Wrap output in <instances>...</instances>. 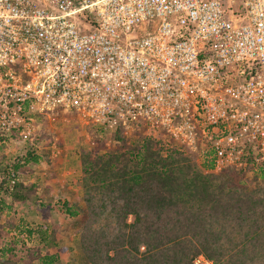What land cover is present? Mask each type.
Wrapping results in <instances>:
<instances>
[{
  "label": "built area",
  "instance_id": "obj_1",
  "mask_svg": "<svg viewBox=\"0 0 264 264\" xmlns=\"http://www.w3.org/2000/svg\"><path fill=\"white\" fill-rule=\"evenodd\" d=\"M235 4L0 0V145L73 115L204 173L264 171V0Z\"/></svg>",
  "mask_w": 264,
  "mask_h": 264
},
{
  "label": "trees",
  "instance_id": "obj_2",
  "mask_svg": "<svg viewBox=\"0 0 264 264\" xmlns=\"http://www.w3.org/2000/svg\"><path fill=\"white\" fill-rule=\"evenodd\" d=\"M36 120L34 143L1 168L0 202L30 200L37 186L20 180V171L52 162L53 135L43 131L45 115ZM87 129L92 148L80 155L83 206L63 203L67 215L82 214L85 264H193L199 255L213 264H264V171L251 178L233 168L204 173L190 151L163 155L151 138L131 141L121 129L107 132L93 123ZM14 250L0 247V264L24 261L5 256ZM31 251L26 264H60L58 254Z\"/></svg>",
  "mask_w": 264,
  "mask_h": 264
},
{
  "label": "rangeland",
  "instance_id": "obj_3",
  "mask_svg": "<svg viewBox=\"0 0 264 264\" xmlns=\"http://www.w3.org/2000/svg\"><path fill=\"white\" fill-rule=\"evenodd\" d=\"M240 7L241 0H236L235 9ZM43 131L53 135L58 155L55 158L51 156V164L42 162L38 165H25L20 171V180L37 186L36 195L30 200L13 203L6 197L4 202H0V247H14L13 253H5V256L13 258L14 255L15 258L17 255V259L23 257L24 261L19 264H26L27 253L34 249L42 253L58 254L60 264H85L79 249L78 221L82 214L79 211L76 218L67 215L63 203L67 201L73 209H76L75 206H83L80 155L91 150L92 136L87 124H81L74 116H68L67 121L60 116L46 118ZM34 139L15 137L3 148L0 145V181L3 165L17 161L16 155L29 143L33 144ZM46 141L43 138L42 142ZM44 148L40 144V149ZM19 227L32 229L33 236L25 230L19 231Z\"/></svg>",
  "mask_w": 264,
  "mask_h": 264
}]
</instances>
